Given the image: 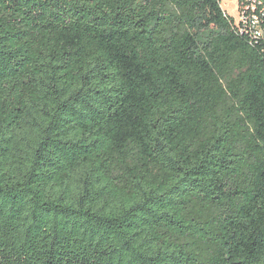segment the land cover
Listing matches in <instances>:
<instances>
[{
    "label": "trees",
    "instance_id": "16d2710c",
    "mask_svg": "<svg viewBox=\"0 0 264 264\" xmlns=\"http://www.w3.org/2000/svg\"><path fill=\"white\" fill-rule=\"evenodd\" d=\"M0 0V264H264V0Z\"/></svg>",
    "mask_w": 264,
    "mask_h": 264
},
{
    "label": "rangeland",
    "instance_id": "374dc122",
    "mask_svg": "<svg viewBox=\"0 0 264 264\" xmlns=\"http://www.w3.org/2000/svg\"><path fill=\"white\" fill-rule=\"evenodd\" d=\"M221 7L226 13L234 18V21L237 23L240 20V13L237 10V0H220Z\"/></svg>",
    "mask_w": 264,
    "mask_h": 264
}]
</instances>
